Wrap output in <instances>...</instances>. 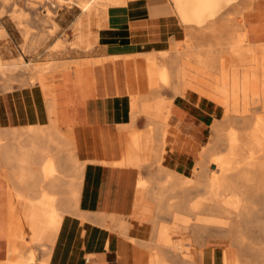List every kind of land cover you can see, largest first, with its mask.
I'll list each match as a JSON object with an SVG mask.
<instances>
[{
    "label": "bare ground",
    "instance_id": "obj_1",
    "mask_svg": "<svg viewBox=\"0 0 264 264\" xmlns=\"http://www.w3.org/2000/svg\"><path fill=\"white\" fill-rule=\"evenodd\" d=\"M256 1L166 0L175 13L176 26L195 41L190 42L185 49H180L172 39L164 48L158 45L157 48L138 53L111 55L112 60L143 57L147 64L149 92L138 95L141 102L163 97L161 89L167 86L171 87L175 96L186 97L180 70L183 57L190 56L198 66L211 74L214 79L215 102L222 107L221 116L214 118L211 125L215 136L210 137L198 152L191 167L192 175L163 165L164 154L168 151L165 122L147 119L148 124L152 125V132L161 138L160 154L157 157L153 155L168 184L153 191L146 187L145 181L137 178L131 212L134 213L133 224L126 220L127 216L79 211L76 205L77 188L84 162L75 156V143L69 129L62 131L47 125L48 128L26 127L25 137L39 140L43 136L52 137L54 161L48 158V162L43 165L47 169L43 171L46 172L44 180L48 181L49 187L56 193L53 195L45 190L41 192L40 205L30 210V222L27 221L22 231L16 230L19 233H14L10 224L8 230L12 231L7 233L4 264H48L54 238L66 213L103 229L126 235L132 240L138 234L139 244L149 248V264H204L207 247L209 251L222 252L224 259L234 257L233 264H264V118L249 113L254 105L264 106V41L253 40L259 34L258 26L244 24L245 34L239 33L237 28L238 17L241 16L245 23V15L247 12L253 13ZM6 5L7 0L0 1V7ZM78 5L87 14L91 8H98L99 0H79ZM107 8L105 6L103 10ZM40 21L49 22L47 14ZM261 29L264 31V26ZM6 32L0 27V37L5 36ZM59 46L61 44H55V47ZM70 46L76 47L74 41L70 42ZM89 47L86 46L85 50ZM158 59L164 62L161 66L157 65ZM102 61V58H97L86 61L72 59L70 63L67 62L81 66ZM68 63L54 61L44 66L36 65V68L58 70L68 67ZM16 67H19L17 62H5L0 57V69L9 71ZM20 75L18 72L17 76ZM136 119L134 115L132 122ZM7 129L6 133L14 135L12 130ZM1 133L0 154L3 149L7 150ZM29 145L32 149L34 144ZM218 149L225 151L218 154ZM113 164L117 166L120 162ZM63 166L69 168V175L61 174L60 168ZM167 194L176 198L175 201L165 200ZM27 202L30 206L31 202ZM157 213L165 215L170 224L159 223L155 219ZM47 233L52 235L48 240L50 246L45 243ZM174 233L181 237L174 239ZM25 235L29 236L28 240H24ZM132 240L130 242L133 243ZM22 249L25 258H22L24 255L19 256ZM102 262L106 264V261Z\"/></svg>",
    "mask_w": 264,
    "mask_h": 264
},
{
    "label": "crops",
    "instance_id": "obj_2",
    "mask_svg": "<svg viewBox=\"0 0 264 264\" xmlns=\"http://www.w3.org/2000/svg\"><path fill=\"white\" fill-rule=\"evenodd\" d=\"M100 5L103 8L108 6L107 10L93 7L100 17L93 18L85 29L97 31V37L93 35L89 38L92 44L91 48L89 47L91 54L86 56L91 57L87 58L107 55L102 57L104 60L102 63L95 64L101 68L89 65L60 75L47 73L39 77V82L36 83L38 86L12 87L10 90L4 88L6 91L0 92V131L5 143L4 148H7L5 151L3 149L2 155L0 154L2 264L6 258L7 233L12 231L8 230L10 224L14 233L22 231L27 221L30 222V215L32 216L30 210L40 205L38 203L41 192L53 191L48 181L44 180L46 172L43 171H46L47 168L43 165L49 159L54 161L52 137L43 136L41 140L30 138L31 136L25 137L26 127L54 126L62 131L70 129L75 143H73L75 156L84 162L77 188L76 205L79 211L128 216L133 209L139 174L147 176L150 173L147 166L138 168L129 165L130 155L126 146L128 132L120 136V128L134 124L139 130L145 129L147 119L158 120L146 115L145 112L160 111L159 106L162 102H141L139 98L136 102L134 97L142 94L127 95L136 85L140 75H143L146 81L147 91L143 94L149 92L146 64L143 59L106 58L114 54H129L156 48L163 43L170 30L178 28L175 13L166 0H100ZM80 8L82 13H86L81 6ZM66 13H62L63 18H57L59 24L63 23L62 19L67 16ZM88 14L89 12L85 16ZM3 28L7 32L11 31L7 25ZM258 28L259 34L254 36L253 40L264 41V33L261 32L260 26ZM104 63L110 66H104ZM186 64L182 61L183 71ZM106 69L114 73L107 76ZM121 69L127 75L128 86L126 84L116 92L112 75H116ZM194 69L199 73L197 79L204 78V86L209 87L211 74L195 65ZM190 72L194 71L191 69ZM54 76L61 82L55 86L52 93V84L47 78ZM181 79L184 88V82L189 78L187 79L183 73ZM209 98H213V93L199 98L190 92L186 97H175L173 102L167 104L163 119L158 121L167 122L170 118V126L175 136L173 140L170 138V142H174L173 150L167 146L168 151L164 154L163 165L184 174L191 170L200 146H203L210 136L213 119L219 118L222 112L221 107L214 105ZM137 105L138 111L131 114V110L137 108ZM139 113L144 117H138L133 123V116ZM5 128L12 130L14 135L6 133ZM29 144H34L33 148L35 146L37 150L34 148L33 151ZM112 161L120 164L114 166ZM67 168V166L60 168L62 175H69ZM10 194L13 198H10L12 197ZM27 201L31 202L30 206ZM56 234L48 264H102V261H106V264H149L150 252L147 248L131 243L114 231L103 229L75 215L68 213L63 215ZM23 238L28 240L29 236L25 235ZM44 238L47 246H50L48 240L52 235L47 233ZM23 251L24 249L19 256L24 255L22 258H25Z\"/></svg>",
    "mask_w": 264,
    "mask_h": 264
},
{
    "label": "rangeland",
    "instance_id": "obj_3",
    "mask_svg": "<svg viewBox=\"0 0 264 264\" xmlns=\"http://www.w3.org/2000/svg\"><path fill=\"white\" fill-rule=\"evenodd\" d=\"M78 2L79 0H68V1L67 0H7V5L4 7L2 6L0 7V27L4 29L3 26L7 25V27L11 28L10 32H7L5 36L0 37V57L5 62L8 60L15 61L19 66L16 67L15 69H11L9 71L7 70L8 72L5 71V69H0V92L6 91L4 90V88L10 90L12 87H23L27 85L38 86L37 84L39 82V77L47 73H56L60 75L63 72L77 70L78 68L89 66L86 64L81 66L69 64L70 59H81L82 61L83 60L86 61L88 59H97L107 56V55H102L93 58H87V57H91V56H86L91 54V49L85 50V47L88 45L91 48L92 44L89 38L90 36L93 35L97 37V31L92 32L88 28L85 29V26L90 24L92 19L95 18L96 16L99 18L100 15L95 8H91L89 14L85 16V13H82L81 11ZM97 7L98 10L103 8V6L100 5V0H99V5ZM64 12H67L66 13L67 16L65 15L64 19H62L63 23L59 24L57 18L59 17L63 18L64 15L62 16V13L64 14ZM45 14H47V17L49 18V22L47 23L40 21L41 18L45 17ZM238 18L241 21L238 19L239 25L237 24V28H238V32L239 33L241 32V34H245L246 32L244 24L246 25L250 24L255 26L260 25V27L264 26V0H257L255 2L253 13L247 12L245 15V23H243L244 21L242 20L243 18H241V16ZM169 20L171 21V18ZM55 23H57L58 26H56ZM25 31L26 34L24 35ZM183 32L184 31L179 27L174 29L173 31L170 30V34L165 37L166 39H163L164 41L162 44L159 45V47L161 48L167 47L170 44V40L173 39V41L179 45L178 47L180 49L183 48L185 49L190 42H194L195 40L190 39ZM261 32L264 33V31L262 30ZM72 41H74L76 47L70 46V42ZM179 42L181 45L179 44ZM55 44H59V45L61 44V46L55 47ZM138 52H132V53H138ZM138 58L143 59V57H138ZM106 59H111V57H108ZM54 61H64L66 63L69 62L68 63L69 68L66 67L64 69H58V70H51V69L39 70L36 68V65L44 66L46 65V63L48 64L49 62H54ZM183 61H185L187 64L184 66V71L182 69L180 70V75L182 76L184 73L186 75V78L187 79L189 78V80H186L184 82L185 84L183 91H185L186 93L192 92L198 95L199 98H201V96L205 97L208 93L209 94L213 93V98L211 99L209 98L208 100L211 101L214 105L221 107L215 102V96H214L215 87L212 82L214 81L212 76L209 77V80L211 81V82L209 81V87H205L203 84L204 78L197 79L199 73L196 72L194 69V65L197 67L200 66H198V64L190 56L183 57ZM163 63L164 62L161 59H158L157 61L158 66H161ZM94 65H91L90 67ZM95 66L100 67L99 65H95ZM104 66L108 67L110 65H108V63H104ZM146 68H147V64H146ZM191 69L194 72H190ZM106 70H107L106 71L107 76L110 73L111 74L114 73L113 71L111 72L112 68L110 71L108 69ZM18 72L19 75L21 73L19 77L17 76ZM112 76H114L116 92L120 91L121 88H123L122 86L125 87L126 84L128 86V78L123 69L118 71L116 75H112ZM147 79H148V75H147ZM47 80L52 84L51 89L53 93L55 86H57V84L61 81L58 80L57 76L48 77ZM197 81L199 82V84H197ZM145 84L146 81L144 76L140 75L139 79L136 81V85L134 86V88L131 89L130 93L129 92L127 93V95L129 96L130 94L134 95V94L145 93L147 91ZM2 85H4V87H2ZM161 93H163V97L156 98L155 100L153 99L150 101L147 100L149 102H153V101L162 102L159 106L160 111L152 112L147 110L145 112L146 115L152 116L158 120L163 119L164 110L166 109L167 104L170 103L171 101L173 102L175 96L170 86L162 88ZM134 98L136 99L137 102L138 96H135ZM172 105L173 103H171L170 106L172 107ZM49 109L50 107H48V110ZM137 111H138V105L137 108L131 110V114H134ZM249 113L251 115H255L256 117H260L262 119L264 118V106L262 104L254 105V107L251 109ZM135 117L138 118L144 116H142L141 113H139L136 114ZM146 121H147V127L143 130H139L135 128L134 124H131L130 126H126V127H121L120 136H123L128 132L126 146L128 149V153L130 155L129 165L138 168L147 166V169L150 173L147 176H143L139 174L138 178L145 181L147 188H150L153 191H158V188H160L162 185L168 184L163 171L160 170V167L158 166L157 162H155L154 159L160 154L161 138L160 136L152 132L150 127L152 125L148 124L149 123L148 120ZM164 129H165L166 143L168 146L171 147L170 149L173 150L172 147L174 142L173 141L170 142V138L172 137L173 140L175 133L172 131L173 128L170 126V118L167 120V122H165ZM69 132L71 133L70 129ZM214 136H215V130L213 126H211L210 136L208 139L205 140L206 141L205 143L209 141L210 137L214 138ZM205 143L203 144V146L205 145ZM203 146H200L201 149H199L198 151L199 153L202 150ZM224 151H225L224 149L223 150L218 149L216 153L221 154ZM198 152H197V156L199 155ZM153 154L155 155V157ZM134 161L136 163L133 165L132 162ZM185 174L192 175L191 170L186 171ZM48 193L51 194L53 193V195H55L56 191H52ZM164 199L165 200L168 199L169 201H175L176 198L174 199V197L172 198V196L167 194ZM155 219L161 224H170V220L167 219L165 215H161L160 213H157L155 215ZM126 220L130 224H133L134 213L128 215L126 217ZM139 229L141 230L142 227H140ZM120 236L126 238L129 242L132 240V238H129L126 235H120ZM137 236L138 234H135L132 241L133 243L142 246L139 244ZM172 237L176 239V238H180L181 236L179 234L174 233ZM142 247L147 248L149 250V248L146 246H142ZM204 254H206L204 258V264H209V263L224 264L225 263L224 261H226V264H233L234 262L233 260L234 257H227V259H224V255L222 254V252L219 251L212 252L211 250L209 251L208 247L205 249ZM16 256L18 255H14L13 257Z\"/></svg>",
    "mask_w": 264,
    "mask_h": 264
}]
</instances>
